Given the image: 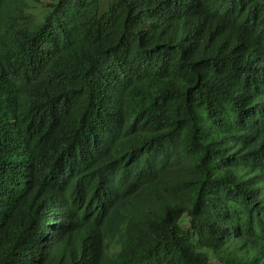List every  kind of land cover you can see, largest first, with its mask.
Segmentation results:
<instances>
[{
	"label": "trees",
	"instance_id": "16d2710c",
	"mask_svg": "<svg viewBox=\"0 0 264 264\" xmlns=\"http://www.w3.org/2000/svg\"><path fill=\"white\" fill-rule=\"evenodd\" d=\"M0 264H264V0H0Z\"/></svg>",
	"mask_w": 264,
	"mask_h": 264
},
{
	"label": "rangeland",
	"instance_id": "374dc122",
	"mask_svg": "<svg viewBox=\"0 0 264 264\" xmlns=\"http://www.w3.org/2000/svg\"><path fill=\"white\" fill-rule=\"evenodd\" d=\"M35 11L38 13V12H41V9L40 7H35Z\"/></svg>",
	"mask_w": 264,
	"mask_h": 264
}]
</instances>
